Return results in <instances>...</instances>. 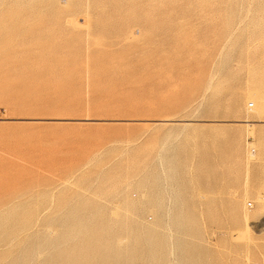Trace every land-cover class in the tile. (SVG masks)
Listing matches in <instances>:
<instances>
[{
    "label": "rangeland",
    "instance_id": "obj_1",
    "mask_svg": "<svg viewBox=\"0 0 264 264\" xmlns=\"http://www.w3.org/2000/svg\"><path fill=\"white\" fill-rule=\"evenodd\" d=\"M0 264H264V0H0Z\"/></svg>",
    "mask_w": 264,
    "mask_h": 264
},
{
    "label": "built area",
    "instance_id": "obj_2",
    "mask_svg": "<svg viewBox=\"0 0 264 264\" xmlns=\"http://www.w3.org/2000/svg\"><path fill=\"white\" fill-rule=\"evenodd\" d=\"M249 107L252 108L253 105L252 104H249ZM248 206L251 207V204H249Z\"/></svg>",
    "mask_w": 264,
    "mask_h": 264
},
{
    "label": "bare ground",
    "instance_id": "obj_3",
    "mask_svg": "<svg viewBox=\"0 0 264 264\" xmlns=\"http://www.w3.org/2000/svg\"><path fill=\"white\" fill-rule=\"evenodd\" d=\"M99 242V241H98Z\"/></svg>",
    "mask_w": 264,
    "mask_h": 264
}]
</instances>
